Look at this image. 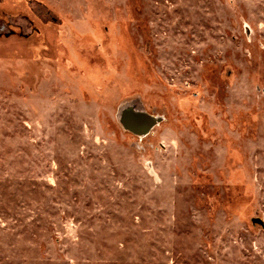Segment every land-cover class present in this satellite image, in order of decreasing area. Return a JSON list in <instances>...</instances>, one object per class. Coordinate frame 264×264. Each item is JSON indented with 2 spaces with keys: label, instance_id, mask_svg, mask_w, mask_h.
Instances as JSON below:
<instances>
[{
  "label": "rangeland",
  "instance_id": "rangeland-1",
  "mask_svg": "<svg viewBox=\"0 0 264 264\" xmlns=\"http://www.w3.org/2000/svg\"><path fill=\"white\" fill-rule=\"evenodd\" d=\"M0 264H264V0H0Z\"/></svg>",
  "mask_w": 264,
  "mask_h": 264
}]
</instances>
